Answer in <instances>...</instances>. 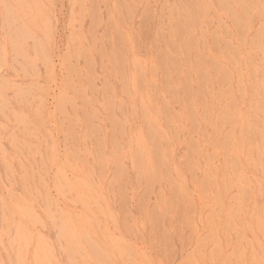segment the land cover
Segmentation results:
<instances>
[{
	"label": "rangeland",
	"instance_id": "obj_1",
	"mask_svg": "<svg viewBox=\"0 0 264 264\" xmlns=\"http://www.w3.org/2000/svg\"><path fill=\"white\" fill-rule=\"evenodd\" d=\"M0 264H264V0H0Z\"/></svg>",
	"mask_w": 264,
	"mask_h": 264
}]
</instances>
